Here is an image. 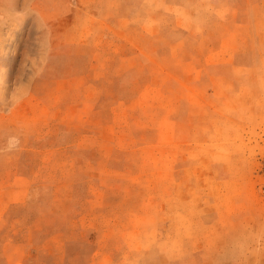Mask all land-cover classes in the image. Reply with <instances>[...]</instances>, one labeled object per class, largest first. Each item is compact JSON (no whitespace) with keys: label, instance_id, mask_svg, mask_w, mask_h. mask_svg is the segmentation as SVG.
<instances>
[{"label":"rangeland","instance_id":"rangeland-1","mask_svg":"<svg viewBox=\"0 0 264 264\" xmlns=\"http://www.w3.org/2000/svg\"><path fill=\"white\" fill-rule=\"evenodd\" d=\"M227 1L0 0V264H264V16Z\"/></svg>","mask_w":264,"mask_h":264},{"label":"crops","instance_id":"crops-1","mask_svg":"<svg viewBox=\"0 0 264 264\" xmlns=\"http://www.w3.org/2000/svg\"><path fill=\"white\" fill-rule=\"evenodd\" d=\"M213 5L215 6V8L226 7L230 9L231 11L234 10L236 12H240L241 18L239 20V24L242 29V33H241L242 35L240 38L241 43H243L244 40H246L244 42H247L248 40L251 41V39H248V36H247V39L246 37L243 36V35H247V34H243V32L248 33V35L250 34V36H253V35L258 36L257 29L260 26L261 16L262 17L264 16V1L263 0H240L236 2L227 1L224 4L215 3ZM201 23L202 24H199V25H204L203 21ZM246 28H251V30L247 31Z\"/></svg>","mask_w":264,"mask_h":264}]
</instances>
